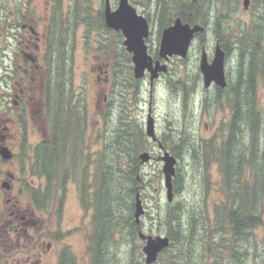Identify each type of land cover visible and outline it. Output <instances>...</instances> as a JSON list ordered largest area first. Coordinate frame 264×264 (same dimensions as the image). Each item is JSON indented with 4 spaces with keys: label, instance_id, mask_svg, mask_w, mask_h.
Wrapping results in <instances>:
<instances>
[{
    "label": "flooded vegetation",
    "instance_id": "obj_1",
    "mask_svg": "<svg viewBox=\"0 0 264 264\" xmlns=\"http://www.w3.org/2000/svg\"><path fill=\"white\" fill-rule=\"evenodd\" d=\"M18 1L19 7L9 11L7 16L11 21L9 37L14 42H10L5 52L7 79L5 93L0 94V264H88L93 245V168L100 160L106 165L109 156L107 152L100 156V148L97 152L93 150L87 97L84 91L77 96L69 89L75 81L74 72L64 80L61 61L57 58L53 67L47 61L53 22L58 21L60 13L58 0H43L46 5L39 20H47V23L42 31H38L36 24L29 23L35 20L32 0ZM99 1V7L94 6V0L87 1L86 21L73 25L74 38L62 51L75 57L77 34L82 28L86 30L82 41L87 50L95 49L98 55L88 57L89 69L100 83L105 84L102 104L108 106L110 100L114 101L109 93L116 68L118 83L123 87L121 80L125 68L131 64L133 69L134 64L133 53L127 50L122 30L111 28L106 22V3L109 1L110 9L114 11L119 0ZM25 3L30 7L26 8ZM252 3L250 0L249 8ZM56 15L58 17L54 20ZM148 21L151 35L152 21ZM59 23L55 24L57 34L63 26ZM205 27L207 29L209 25ZM206 33L207 30L196 34L193 42L197 39L204 41ZM161 37L156 52L151 55L154 61L160 59L164 63L159 55ZM215 41L214 52L217 44L225 51L227 86L223 88L212 82L205 87L202 72L198 75L206 99L202 104L207 100L213 102L216 113L221 114L215 133L220 139L222 130H236V101L230 91L233 87L231 62L237 50V40L236 36L227 39L221 35L216 36ZM94 43L95 48L92 47ZM61 49L60 45L58 50ZM203 49H206L205 45L202 52ZM54 50L59 53L57 46ZM214 52L212 57L207 53L209 61L213 60ZM171 68L169 63L168 71L161 72L154 82L168 75ZM51 75L55 76L54 80L49 79ZM145 75H149L148 72ZM151 95L153 90L152 93L150 90L149 104L151 100L154 104ZM205 126L210 129L208 122ZM152 142L158 146L157 142ZM107 144L105 141L104 145ZM71 196L77 203L78 215L69 218ZM78 244L81 248L79 254Z\"/></svg>",
    "mask_w": 264,
    "mask_h": 264
},
{
    "label": "trees",
    "instance_id": "obj_2",
    "mask_svg": "<svg viewBox=\"0 0 264 264\" xmlns=\"http://www.w3.org/2000/svg\"><path fill=\"white\" fill-rule=\"evenodd\" d=\"M87 1L73 0L67 13L60 8L59 17L54 16V20L58 17V21L53 22V33L49 38L51 51L47 61L51 67L56 64L57 58L61 61L64 80L73 73V58L62 50L74 38L73 25L86 21L89 8ZM150 1L155 4L161 31L177 17L191 24L209 25L207 8L213 7L215 0H147L148 3ZM217 1L224 9L216 15V33L219 36L227 35L228 38L236 36L237 40V50L234 52L238 57L237 80L230 91L236 101V130H222V136H225L222 139L217 135L209 139H193L188 130H171L175 142L168 145L164 139L163 144L177 158H183L186 153L190 156L194 165L209 180L208 188L212 182V168L216 166L222 174L220 183L223 194L214 203L212 211L208 207L204 211L192 213L190 220L186 221L180 201L168 204L170 208L167 217L164 219L160 216V222L164 221L168 226L171 245L159 257L163 259L173 250L171 260H167L168 264H247L251 257L250 248L253 250L254 261L257 262L261 257L264 262V239L259 243L255 240L256 230L264 227V105L258 94L259 86L264 87V24L258 22L251 28L249 22H237L236 27L233 24L227 27V18L237 10L239 0ZM57 2L61 7V1ZM204 5L205 9L202 7ZM252 6L264 9V0H253ZM202 9L204 11L201 13ZM0 16L1 26L6 15L1 13ZM59 22L63 26L57 34L55 24ZM60 45L61 51L58 50ZM56 46L59 53L54 50ZM49 79L54 80L55 76L51 75ZM114 79L117 85V68ZM126 80L130 88L136 85V92L133 93L137 95L140 91L139 81L132 77L131 70H126ZM185 86L184 80L180 79L174 88L186 91ZM136 122V118L125 119L121 129L115 134L111 133L108 162L106 165L99 163L95 167L97 181L92 192L93 264H117L116 254L111 255L108 250L120 240L114 239L115 236H122V240L125 236L134 245L140 239L138 233L141 228L135 222L134 203L137 189L141 188L139 183L144 179L142 175L140 180L137 178L141 164L139 154L147 149L148 136L141 126L137 127ZM179 170L180 166H177L174 178L176 193L181 189ZM138 249L140 258L134 261L137 254L131 247V264H142L141 246Z\"/></svg>",
    "mask_w": 264,
    "mask_h": 264
},
{
    "label": "rangeland",
    "instance_id": "obj_3",
    "mask_svg": "<svg viewBox=\"0 0 264 264\" xmlns=\"http://www.w3.org/2000/svg\"><path fill=\"white\" fill-rule=\"evenodd\" d=\"M17 0H0V15H6V19L1 21L0 26V94L5 93L6 87V62L4 57L6 56L5 52L8 50L7 47L10 46V42H14L13 39H10V20L7 16L9 11L14 10L15 7H19L18 4L20 1ZM24 2L26 0H23ZM61 1V9L67 13L70 4L73 0H59ZM115 1V0H112ZM26 4V8L30 7L34 10L35 20L29 22L31 24H36L38 31L44 30V26L47 23V20L40 21L39 16L43 14L44 6L46 1L43 0H32L31 3ZM100 1L94 0V6L99 7ZM131 4L135 6L140 14H143L148 20H151L152 34L148 38L149 53L154 54L159 45L161 32L159 28V17L155 9V4L152 1L150 3L147 0H131ZM153 6H152V5ZM213 7L207 8L209 10V19L210 24L207 28V33L205 35L204 41L200 39L195 40L190 48L189 54L185 58H179L177 56L172 57L170 63L171 72L160 78L152 88L153 90V115H155L156 128L159 138L166 142L168 145L175 142L172 137L171 130H188L191 133V137L195 139L206 138L209 139L213 136H216L215 133L218 132L217 127L220 123L219 117L221 116L220 112L215 111L213 102H208L202 104L206 100L203 96L205 95L204 86L201 80L199 79L198 73H200V59L202 47L205 45L206 52L210 57L214 52L215 38L220 34L215 31L216 24L215 19L216 15L224 9L222 8L221 3L217 0L212 4ZM219 6V7H218ZM204 9L206 6H202ZM204 10H201V13ZM11 14V13H10ZM13 16V14H11ZM1 19V16H0ZM256 20V21H255ZM45 22V23H44ZM246 23L249 22L251 28L255 23L264 24V9H258L257 7L250 6L248 10L244 8L243 0H239L237 10L232 13V15L227 18L226 26L229 27V24H233L236 27V23ZM258 26V25H256ZM264 31V27H263ZM84 32L86 30L83 28L78 32L77 44L75 49V57L70 53L69 57L73 58L74 66V84L70 86V89L73 90V93L79 96L84 91L88 100V111H89V133L91 139L93 140L95 152L99 149V154L102 156L104 152L108 153L109 156V140L111 133L115 134L117 130H120L125 119L136 118L137 127L141 126L144 131L146 128V120L149 112V101H150V90H151V81L150 74L145 75L144 78L138 79L140 91L137 95H134L133 92H136V85H128L126 80V70L132 71V77H134L133 69L131 64L127 65L123 80L121 82L124 84L122 87L119 83L116 85L113 84L112 90L109 93V97L114 101L110 100V105L108 106L102 104L104 99V83H100L93 75L92 71L89 69L90 57L92 54H95V57H98L95 49L87 50L85 44L83 43V37L85 36ZM224 38H228L227 35H223ZM95 43L93 44V48ZM4 52V53H3ZM70 59V58H69ZM232 79L233 86L236 84L237 80V70H238V57L237 55L232 56ZM90 71V72H87ZM104 77V75H102ZM122 79V78H121ZM184 80L186 86V91L183 89H175V83L178 80ZM120 82V83H121ZM184 85V84H183ZM182 85V86H183ZM258 94L260 95V102L264 105V87L260 85L258 88ZM136 98V99H135ZM208 112V113H207ZM205 122L209 123L210 129L208 130L205 126ZM167 134V135H165ZM169 136V138H167ZM225 136H220L222 139ZM177 138V137H176ZM193 138V139H194ZM105 141L108 142L107 145ZM169 149L168 146H166ZM152 152L153 156L157 157L161 154L158 146L155 145L149 138L147 140V149ZM170 150V149H169ZM171 152V150H170ZM172 153V152H171ZM96 157V156H95ZM101 163V160H100ZM95 165L93 168L94 177L91 186L93 192V186L95 181H97L95 176ZM180 166V176H181V186L178 193L175 192V202L180 201L182 204V210L185 212L183 215L184 220H190L192 213H197L200 210H205L209 207V211H212L213 205L215 202H218L223 194L221 191V180L222 174L216 166L212 168V175L210 179L212 180L209 183L210 187L208 188L209 180L206 176H203V172L199 170L197 166L194 165L190 156L186 153L183 158H178V164ZM163 162L157 161L155 159L147 162L141 163L139 169V176L141 175L144 179L139 183L141 186L140 192L143 199V204L145 207V214L141 218L140 228L143 232L149 235H168V226L163 221L160 222L161 218L167 217V211L169 210L168 202L166 198V188L164 186V175H163ZM72 195V192H71ZM73 197L69 198L68 202V217H77V203L74 201ZM91 215L92 211L89 212L90 222L89 227L91 229ZM212 213H210V217ZM256 242L259 243L264 239V227L256 230ZM125 237V236H124ZM122 236L117 235L114 239L119 238L120 240L116 241L113 244L112 248H109L111 255L117 257V264H131L130 255L131 247L134 249V252L137 256H134V261L137 258H140V251L138 246H141V252L143 257L141 258L142 264H145V255L143 252L144 241L141 238L136 240L135 245L129 240H126ZM132 239V238H131ZM171 239V238H170ZM114 242V241H113ZM112 242V243H113ZM79 243V241H78ZM258 245V244H257ZM196 246V245H195ZM198 247V244H197ZM252 247V246H251ZM200 248V246H199ZM80 244L77 245V252L80 253ZM250 250V259L247 261V264H264L263 259L259 257L258 261L255 262L252 248ZM261 251V244L259 245V252ZM173 250L165 255L163 259L158 258L155 264H168L167 260H171V254ZM107 253V251H106ZM163 253V252H162ZM161 253V254H162ZM164 254V253H163ZM162 254V255H163ZM160 257V255H159ZM105 258V257H104ZM196 259H199L196 256ZM84 258L81 259L83 261ZM192 263V261H191ZM88 264H93V257L88 258Z\"/></svg>",
    "mask_w": 264,
    "mask_h": 264
},
{
    "label": "water",
    "instance_id": "obj_4",
    "mask_svg": "<svg viewBox=\"0 0 264 264\" xmlns=\"http://www.w3.org/2000/svg\"><path fill=\"white\" fill-rule=\"evenodd\" d=\"M196 1V0H193ZM244 8L248 9L250 0L243 1ZM106 22L107 25L116 30H122L125 36V45L127 50L133 53V71L136 79H141L148 72L151 81V93L153 82L159 77V74L166 73L169 69L168 61L173 56L181 58L189 54L193 39L196 34L206 31L203 24L183 21L177 17L175 21L165 27L162 31L159 55L165 60H155L148 51L146 39L150 36L151 28L148 19L140 14L130 0H119L118 8L111 11L109 1L106 3ZM200 70L204 76V86L209 87L215 82L221 87L227 86L225 73V51L217 44L212 61L208 60V55L203 49L200 59ZM152 96V95H151ZM146 135L154 142L158 143V149L161 154L157 157L152 152L144 150L139 154L141 163H147L153 159L163 162L164 186L166 188V198L168 202L175 200L174 178L177 174L178 158L170 152L159 138L155 117L153 115L152 100L149 104V112L146 120ZM138 180L140 176L138 175ZM145 214V207L141 197L140 189H137L134 203V218L137 224H141V218ZM138 236L144 241L143 252L145 255V264H155L159 255L171 245L169 236L149 235L139 230Z\"/></svg>",
    "mask_w": 264,
    "mask_h": 264
}]
</instances>
